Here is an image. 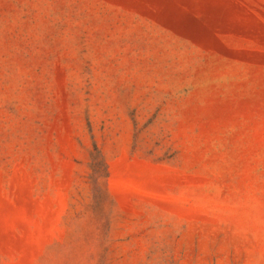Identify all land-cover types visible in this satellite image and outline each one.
<instances>
[{"label":"rangeland","instance_id":"obj_1","mask_svg":"<svg viewBox=\"0 0 264 264\" xmlns=\"http://www.w3.org/2000/svg\"><path fill=\"white\" fill-rule=\"evenodd\" d=\"M0 264H264V0H0Z\"/></svg>","mask_w":264,"mask_h":264}]
</instances>
